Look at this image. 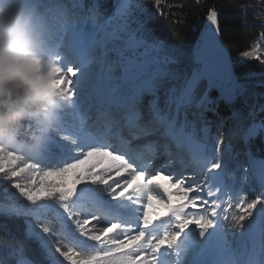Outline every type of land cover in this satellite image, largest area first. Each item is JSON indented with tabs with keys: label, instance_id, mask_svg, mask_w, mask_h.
<instances>
[{
	"label": "snow or ice",
	"instance_id": "obj_1",
	"mask_svg": "<svg viewBox=\"0 0 264 264\" xmlns=\"http://www.w3.org/2000/svg\"><path fill=\"white\" fill-rule=\"evenodd\" d=\"M154 5L160 9L161 0H154ZM42 6L63 36L45 81L62 101L60 116L38 162L0 146V183L7 185L5 193L12 192L0 199V231L8 233V222L22 219L24 238L35 241L51 264H60L57 254L69 264H264V160H253L261 192L249 198L243 191L247 175L240 178L239 187L225 177L226 165L222 167L220 160L223 141L214 138L209 147L207 122L201 138L187 118L188 110L195 108L193 115L203 121V110L212 103L206 92L199 99L195 95L202 77L209 87L227 81L233 93L247 89L232 72L226 48L216 35V8L207 14L214 28L204 34V67L178 89H169L166 110L153 103L145 114L140 96L146 90L154 92L158 78L169 74L153 55L166 45L152 35L149 19L134 18L138 5L120 0L115 27L101 28L99 38L85 27L101 15L97 8L86 9L78 0H43ZM241 55L264 64L258 48ZM164 62L172 60L166 57ZM117 128L127 129L133 137L156 133L163 143L143 147H133L127 139L110 143ZM262 131L264 123L253 121L234 135L247 147ZM58 137L71 153L62 152L57 166H42ZM230 150L231 143L225 146ZM161 154L167 159L153 168L151 162ZM246 154L251 159V152ZM172 168L178 171L164 176ZM184 170H191L194 177L184 175ZM157 176L169 181L171 193ZM170 195H182L183 202L171 204ZM154 201L164 210L154 208ZM234 232L247 238L250 247H233L228 237ZM0 246L9 250L10 264H39L15 236H0ZM0 264L9 262L0 259Z\"/></svg>",
	"mask_w": 264,
	"mask_h": 264
},
{
	"label": "trees",
	"instance_id": "obj_2",
	"mask_svg": "<svg viewBox=\"0 0 264 264\" xmlns=\"http://www.w3.org/2000/svg\"><path fill=\"white\" fill-rule=\"evenodd\" d=\"M78 2L89 10L94 7L97 8L101 13L97 19L101 21L106 20L114 13L115 0H78ZM132 3L138 5L134 12V18L149 19V26L153 29L152 35L164 41L166 45L159 52L153 53L161 61L159 67L169 74L158 78L157 81L160 109L166 110L169 89L172 87L178 89L185 79H190L193 72L199 70L200 66L196 64L193 58V46L204 19L213 7L220 15L222 37L230 49L236 75L241 83L247 85V91L236 102L226 104L220 98L218 90L214 86L209 87L208 81L202 77L196 87L195 95L199 99L206 92L208 98L212 97L214 100V104H212L217 106L218 120L221 121L229 115L238 121L240 114L247 112L244 107L249 99V106L253 107L257 101L260 109H264V83L257 79L259 75L264 77V66L254 57L244 58L241 55L244 51L256 49L260 37L264 36V0H161L160 9L155 7L154 0H132ZM161 10L163 15H161ZM166 57H170L172 62L165 63ZM173 73L175 77H173ZM145 97L150 99V94L145 93ZM260 112L264 119V110ZM187 118L191 117L187 115ZM179 120L182 123L184 118L179 117ZM191 130L190 127L189 131ZM195 131L199 137H203L200 130L195 128ZM263 137L264 134L261 133L258 135V140L262 141ZM207 143L210 145L209 140ZM258 148L259 151L255 149L252 154L264 156V144L262 142ZM224 165L227 168L226 158H224ZM4 189L0 183V199L5 195H12L11 191L5 193ZM8 223L9 232L0 231V236L8 238L15 236L17 243L24 246L29 257L38 261L39 264H50V259L36 242L24 238L22 219L13 218ZM0 259L8 261L10 264L9 250L2 246H0Z\"/></svg>",
	"mask_w": 264,
	"mask_h": 264
},
{
	"label": "clouds",
	"instance_id": "obj_3",
	"mask_svg": "<svg viewBox=\"0 0 264 264\" xmlns=\"http://www.w3.org/2000/svg\"><path fill=\"white\" fill-rule=\"evenodd\" d=\"M42 3L0 0V146L25 157L45 150L62 104L45 81L63 36Z\"/></svg>",
	"mask_w": 264,
	"mask_h": 264
},
{
	"label": "rangeland",
	"instance_id": "obj_4",
	"mask_svg": "<svg viewBox=\"0 0 264 264\" xmlns=\"http://www.w3.org/2000/svg\"><path fill=\"white\" fill-rule=\"evenodd\" d=\"M118 3H120V0H115V2H114V13L112 16L108 17L104 21H101V20L96 18L92 23L85 26L86 29L90 30V31H94L97 34V38H99L100 35H102L101 28H103L105 26L115 27V22L113 21V17H114V15H116V8H117ZM256 48H258V50H259L261 60H264V36L260 37L259 41L257 42ZM112 58H114V57H112ZM259 63L264 66V64H262L260 60H259ZM257 79L260 80L261 82H263L264 77L259 75L257 77ZM242 84H245V83H242ZM246 91H247V89H246ZM246 91H244L243 93H238V95H236L234 97L232 103L236 102L239 98H242V96L245 94ZM144 92L146 94H150V97H149L150 99H147L145 97ZM144 92L140 96L141 111H143V113L147 114L150 107L153 105V103H155L160 108V102H159V95L157 93V87L155 88L154 92L148 91V90H146ZM220 98H221V96H220ZM208 99L210 101H212V103L214 104V100L212 97H210ZM222 101L224 102V100H222ZM212 103L209 104L205 110H203V121L197 119V117H195L193 115V113L197 111V109H195V108L188 110L187 115H189L191 117L188 119V121L190 123L194 122L195 128L197 130H200L201 134L203 136H204V133H203L202 129L205 127L204 122L205 121L207 122L206 126L209 129V132H208L209 144H210L209 147L212 146V142H213L214 138L223 141V144L220 145V160L222 163V167L225 166L224 165V158H226L227 162H228L227 168L224 167V174H225L226 179L229 181L235 180L237 183V187H239L241 184L240 178L244 175H247L248 179L243 181V191L248 193L249 198H253V192L256 195L260 194V192H261V188L259 185V178H258L259 168H258V165L253 164V160H255V161L264 160V156L253 155L252 151L255 149L259 151L258 145L261 144V142H262V144H264V137H263L262 141L258 140V135H260L261 133L264 134V131L260 132L257 136L252 138L248 142L247 147H245L244 142L242 141L240 136L234 135V133L240 128L247 127L253 121H255L256 123H264L263 116L260 115L261 114L260 111H262V110L260 109L257 101H255L253 107L252 106H245L244 107L245 109H247V112H243L242 114H240V118L238 119V121L236 120L235 117H231V115H229L227 118L222 120V122H220V121H218L219 112L217 110V106L213 105ZM224 103H226V102H224ZM173 108H174V106H173ZM256 108H258V110H256ZM180 117L184 118L183 112H181ZM211 122L213 123L214 127L210 124ZM223 128H224V130H223ZM66 131H68L70 134L71 130L67 129ZM154 135H156V134L150 133L146 136L143 135L142 140H140V139L133 140V144H136L135 147H138L139 144H142L141 142L157 141L156 136H155V139L153 138ZM57 140H58V143H54L51 146L49 159L46 160L42 166H53V167L57 166V158L61 156L62 152L64 153L65 156H67L68 154L71 153V149L67 147V142L63 141L59 137L57 138ZM116 141H117V139L112 138L109 142L110 143H117ZM158 142L163 143V141H158ZM229 143H231V150L225 151V146L228 145ZM86 150L87 149H85V151ZM249 151L251 152V159L246 154ZM76 153L78 154L79 150H76ZM38 161H39V157H35L32 162H38ZM67 162H72V161L69 159ZM159 164H160V161L155 163L154 167L159 166ZM59 166H62V164H60ZM254 167L256 169L255 173L253 172ZM171 170L173 172L178 171V169L176 170L174 168H172ZM189 172L192 174L188 175L187 173H189ZM170 173H171L170 171H166L167 175H170ZM183 174L190 176V177H194V175H195L191 170H184ZM164 176H165V174H164ZM164 176H157V178L162 179L161 181H163V180L168 181L164 178ZM1 186H3L4 188H7L6 184L1 183ZM191 195H194V194H190V197H191ZM181 200H183L182 195H174L172 201L177 202V201H181ZM153 207L154 208L159 207L161 211L164 210L163 206L157 205L155 201L153 202ZM194 227L195 226H192L193 229H194ZM228 239L233 242V247H237L238 245H244V246L250 247V245H251V242L247 238H242L240 233L234 232L231 236L228 237ZM55 258L60 261V264H69V262L64 261L62 257H59L58 254ZM50 264H51V261H50Z\"/></svg>",
	"mask_w": 264,
	"mask_h": 264
},
{
	"label": "water",
	"instance_id": "obj_5",
	"mask_svg": "<svg viewBox=\"0 0 264 264\" xmlns=\"http://www.w3.org/2000/svg\"><path fill=\"white\" fill-rule=\"evenodd\" d=\"M212 28H214V26L211 25V23L208 21V19L206 17L204 19L202 27H201V29L199 31V35H198V37H197V39H196V41L194 43V46H193V58H194V61L196 62V64L200 66L199 69H202L204 67L202 58H203L204 55H206V53L203 51L204 34H205L206 30L212 29ZM216 35L218 36L219 41L225 46L226 54H227V57L229 58V61H230V64H231V68H232V72L237 77L230 49H229L227 43L225 42V40L222 37L219 13H218V30L216 31ZM215 88L218 90L222 100H224V102H226L227 104L228 103L229 104L232 103L234 97L236 95H238V93H233L231 91L232 86L227 81H225L221 87H215Z\"/></svg>",
	"mask_w": 264,
	"mask_h": 264
},
{
	"label": "bare ground",
	"instance_id": "obj_6",
	"mask_svg": "<svg viewBox=\"0 0 264 264\" xmlns=\"http://www.w3.org/2000/svg\"><path fill=\"white\" fill-rule=\"evenodd\" d=\"M133 147H135V145H133ZM159 182H160L162 185L165 184V182H163V181H161V180H159ZM172 197H173V196H171L170 199H171Z\"/></svg>",
	"mask_w": 264,
	"mask_h": 264
}]
</instances>
